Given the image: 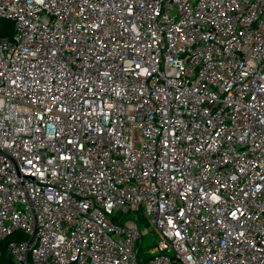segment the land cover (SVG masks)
Returning <instances> with one entry per match:
<instances>
[{"label": "built area", "instance_id": "obj_1", "mask_svg": "<svg viewBox=\"0 0 264 264\" xmlns=\"http://www.w3.org/2000/svg\"><path fill=\"white\" fill-rule=\"evenodd\" d=\"M2 20L0 264H264V0H0Z\"/></svg>", "mask_w": 264, "mask_h": 264}, {"label": "rangeland", "instance_id": "obj_2", "mask_svg": "<svg viewBox=\"0 0 264 264\" xmlns=\"http://www.w3.org/2000/svg\"><path fill=\"white\" fill-rule=\"evenodd\" d=\"M124 220L127 219V216H123ZM140 222L142 225V232L143 236V244H142V251L141 256L143 258L151 257L157 254L159 251L156 248V242L158 241V237L154 235V229L151 225L144 218H140Z\"/></svg>", "mask_w": 264, "mask_h": 264}, {"label": "trees", "instance_id": "obj_3", "mask_svg": "<svg viewBox=\"0 0 264 264\" xmlns=\"http://www.w3.org/2000/svg\"><path fill=\"white\" fill-rule=\"evenodd\" d=\"M14 33L13 23L9 20H2L0 22V38H11ZM2 264H12L9 259L6 250L2 259Z\"/></svg>", "mask_w": 264, "mask_h": 264}]
</instances>
